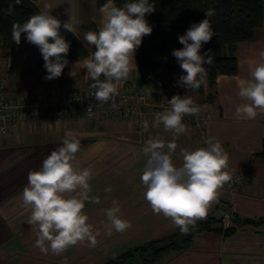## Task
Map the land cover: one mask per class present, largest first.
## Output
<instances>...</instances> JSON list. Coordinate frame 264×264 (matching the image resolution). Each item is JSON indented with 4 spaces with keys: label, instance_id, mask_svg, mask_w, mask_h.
Segmentation results:
<instances>
[{
    "label": "crops",
    "instance_id": "crops-1",
    "mask_svg": "<svg viewBox=\"0 0 264 264\" xmlns=\"http://www.w3.org/2000/svg\"><path fill=\"white\" fill-rule=\"evenodd\" d=\"M29 1L39 11L46 3L50 4L51 14L62 22L67 21L70 15L75 17L79 23L74 34L92 52L93 45L88 44L84 37L88 31H93L92 26L98 30L103 20L96 0ZM260 51H264V23L255 30L253 41L236 44V75H218L213 86L207 82L206 87L202 85L200 89L190 90L187 94L197 105H206L211 112L212 120L205 126L206 140L214 138L220 141L228 152L231 174L242 177L241 185L232 194L223 186L208 215L224 209L239 219L256 222L264 219V158L254 156L264 147V112H258L252 120L235 115L237 105L242 103L239 88L251 78L250 71L258 61ZM136 53L137 49L134 55L136 68L133 67L124 83L135 84L139 77ZM0 57L10 59V64L2 69L8 100L70 94L89 89L92 83L86 76L85 59L69 62L60 77L46 80L47 70L37 68L39 48L27 42L26 34L21 35L19 50H2ZM72 70L73 76L70 75ZM210 94L212 100L207 102ZM69 133L79 134L78 138L81 139V148L76 154L80 167L90 168L94 173L89 182V195L99 197L100 202H86L83 211L89 217L88 222L99 227L101 233L95 247H89L87 242L69 247L70 264H102L129 248L170 235L175 230L176 225L170 218L153 212L144 198L146 188L140 179L147 159L142 152L146 141L156 136L166 143L173 140V134L165 131L163 125L153 126L149 123L145 131L142 126L133 124L116 126L70 120L62 123L38 121L13 126L6 136H0V243L3 241L13 245L22 242L23 236H34L31 234L35 230L31 231V227L34 226L26 223L30 209L20 207L28 173L38 170L43 160L62 144ZM175 142L177 148L173 162L176 166L182 164V149L206 147L195 128H187ZM109 186L112 189L110 193L105 191ZM113 200L118 201L120 216L129 221L131 227L124 232L113 229L108 235V229L103 227V224H108L104 210L113 206ZM221 202L222 205H219ZM44 255L39 249L38 256ZM11 256L0 253L1 259ZM161 264H264V224L237 227L229 237L211 232L200 233L194 237L188 249L169 254Z\"/></svg>",
    "mask_w": 264,
    "mask_h": 264
},
{
    "label": "clouds",
    "instance_id": "clouds-1",
    "mask_svg": "<svg viewBox=\"0 0 264 264\" xmlns=\"http://www.w3.org/2000/svg\"><path fill=\"white\" fill-rule=\"evenodd\" d=\"M19 5L21 0H15ZM10 6L6 11L13 12ZM154 3L149 0H126L117 6L114 0H106L99 11L103 20L98 31H88L84 39L95 47L87 59L84 68L87 78L92 83L91 94L98 105L111 103L117 107L119 88L136 68L134 55L141 45L142 38L150 35L152 26L146 20V14L155 11ZM50 4L33 14L26 22H14L12 40L19 45L21 35L26 34L27 42L38 46L47 70L46 80L61 76L65 66L70 42L61 34V27L74 33L79 21L70 15L62 22L52 14ZM205 17L199 23H193L184 35L178 37L182 49H175L172 55L180 68L186 73L179 77L177 84L188 90H198L207 86L205 65L213 63L211 49L201 54L204 44L215 36L210 18L215 9H207ZM70 75H74L73 70ZM250 79L239 88L242 103L237 105L235 115L238 118L255 119L258 112H264V51L259 52V59L250 71ZM169 107L154 114L153 126L163 125L165 131L173 134V140L165 142L160 136L149 138L143 149L147 157L140 177L145 200L155 214H163L184 234L190 227H195L197 220L207 218L212 203L218 200L220 190L232 179L229 170V155L220 141L214 138L206 140V147L195 150L182 149V164L176 166L173 155L177 144L175 140L187 130L183 123L186 115L196 116L207 106L197 105L188 95H173L168 100ZM92 115V106L87 109ZM143 130L147 131L149 123L144 120ZM79 134L69 133L62 144L56 147L43 160L38 170L28 173V183L23 188L20 207L30 209L26 221L36 230L35 247L41 253L60 255L69 247L87 242L95 247L100 230L89 223L88 215L83 211L86 202L99 203V197L90 196V181L93 171L81 168L76 154L81 148ZM167 151H164V149ZM112 191L111 187L105 189ZM112 207L105 209L108 224L107 234L114 229L124 232L131 223L120 216L118 201H112Z\"/></svg>",
    "mask_w": 264,
    "mask_h": 264
},
{
    "label": "trees",
    "instance_id": "trees-1",
    "mask_svg": "<svg viewBox=\"0 0 264 264\" xmlns=\"http://www.w3.org/2000/svg\"><path fill=\"white\" fill-rule=\"evenodd\" d=\"M96 1L98 9L106 3V0ZM125 2L126 0H114L117 6H122ZM149 2L154 3L156 10L146 14L145 18L153 31L142 38L136 53L139 76L145 75L146 79L141 82L138 77L134 85L144 93L157 79L163 80L164 93L168 94L170 99L173 95L183 96L190 91L177 84L181 74H186L172 55L173 50L183 48L178 37L184 35L193 23H199L206 18L204 12L207 9H215L216 13L210 18L215 36L201 49V54L211 49L210 55H213V63L205 65L206 79L210 86L215 84L218 75L237 74V59L234 55L236 44L253 41L255 30L264 23V0H149ZM10 6L14 10L8 14L6 10ZM38 12L34 3L29 0H21L19 5L15 0H0V52L21 48V42L17 45L12 40V25L14 22L24 23ZM91 29L98 31L93 26ZM60 31L70 42L66 57L69 62L86 59L95 51L93 46L90 52L74 33L67 32L63 27ZM37 68H44L40 50ZM150 95L154 98L159 96L153 92ZM211 100L212 94L208 95L207 102ZM254 156L264 158V147ZM219 205H222V202ZM234 218L235 222L241 221V224H264V219L256 222L239 219L237 216ZM220 223V220L207 215L206 219L197 220L195 227H190L187 234L182 233L176 226L170 235L127 249L102 264H161L169 254L188 249L193 237L200 233L223 232V237L234 234L233 228L223 231Z\"/></svg>",
    "mask_w": 264,
    "mask_h": 264
},
{
    "label": "built area",
    "instance_id": "built-area-1",
    "mask_svg": "<svg viewBox=\"0 0 264 264\" xmlns=\"http://www.w3.org/2000/svg\"><path fill=\"white\" fill-rule=\"evenodd\" d=\"M10 64V59L0 57V136H6L13 126L28 125L38 121L62 123L100 122L105 124H133L141 126L144 120L153 124L154 114L163 112L169 107L170 97L162 93L158 98L145 95L135 85L123 83L119 88L117 107L111 103L98 105L92 97V89H83L64 95H52L46 98H23L8 100L6 96V82L2 73L3 67ZM185 75V74H181ZM92 106V115H87V109ZM208 108H204L199 115H186L183 123L187 128H195L202 143L206 142L205 126L212 120ZM162 125V124H161ZM242 183V177L232 174V179L225 184V189L232 194Z\"/></svg>",
    "mask_w": 264,
    "mask_h": 264
},
{
    "label": "rangeland",
    "instance_id": "rangeland-1",
    "mask_svg": "<svg viewBox=\"0 0 264 264\" xmlns=\"http://www.w3.org/2000/svg\"><path fill=\"white\" fill-rule=\"evenodd\" d=\"M163 84H165V82H163V80L157 79L153 83V85L149 88V90L144 92V94L151 96L150 94L152 92L153 93L155 92L156 94L158 93L159 95L164 93L165 91L163 90ZM129 85H134V84L129 83ZM23 216L24 215H22V217ZM22 217H20V218H22ZM210 217L221 221L219 226L221 227V229L223 231H225L229 228H233L234 233H235L237 227H243V226L248 225V224H241L242 223L241 221L235 222L234 216L229 211L224 210V209L219 210V212L217 211L216 213L210 215ZM90 219H93V218H90ZM97 219H95V220H97ZM95 228H99V227H95ZM34 229H35L34 227H31V231ZM211 233H215V232H211ZM31 234H33L34 236L30 235L28 238H27V235L23 236L24 239L22 237V239H21L22 242H16L13 245H11L10 243H6V242L2 241V243H0V251H1L0 253H2L3 255H5L6 253H9L12 256L10 258H4V259L0 258V264H6V263L7 264H70L68 262V256H69L68 250L64 251L60 255L53 254V253H51V251H49L48 254H45L43 257H39L38 256L39 248L35 247V243L29 242L30 240L36 239V230L32 231ZM217 234L223 236V232L217 233ZM14 236H18V235L14 234ZM194 237H193V239H194ZM129 249H131V248H129ZM5 257H7V256H5ZM12 261H13V263H12ZM73 264H75V263H73Z\"/></svg>",
    "mask_w": 264,
    "mask_h": 264
},
{
    "label": "water",
    "instance_id": "water-1",
    "mask_svg": "<svg viewBox=\"0 0 264 264\" xmlns=\"http://www.w3.org/2000/svg\"><path fill=\"white\" fill-rule=\"evenodd\" d=\"M145 79H146V76L140 74V76H139V80H140L141 82H143V81H145Z\"/></svg>",
    "mask_w": 264,
    "mask_h": 264
}]
</instances>
